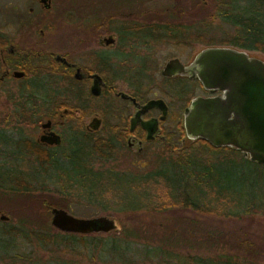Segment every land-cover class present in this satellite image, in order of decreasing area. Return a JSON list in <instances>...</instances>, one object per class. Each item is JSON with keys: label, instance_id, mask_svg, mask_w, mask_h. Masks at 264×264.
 <instances>
[{"label": "rangeland", "instance_id": "obj_1", "mask_svg": "<svg viewBox=\"0 0 264 264\" xmlns=\"http://www.w3.org/2000/svg\"><path fill=\"white\" fill-rule=\"evenodd\" d=\"M236 1L234 6L246 4L244 0ZM246 1L250 2L251 0ZM131 2V0H117V2L114 0H52L51 10L45 12L40 7L38 0H0V33L7 38L22 41L26 46L32 42H38L44 46H53L57 39H81L88 35L93 36L92 28L86 34L84 30L77 27V23L78 20H83L86 14L92 13L94 7L100 6L106 8L105 11L101 12L106 20L109 18L111 20V22L106 23L109 30L106 31V29L104 32V29L100 28V33L104 32L106 37L108 34H116L117 37L131 36L133 38V34H126L122 29L124 26L133 24V12L128 8L119 11L110 8L113 5L129 7ZM30 7L34 8L32 13L28 12ZM18 14L27 17L25 24L21 25L17 22L16 15ZM36 19L39 20V23L34 26L32 20ZM200 30L201 34H204L202 39L219 40L234 33V27L222 20L213 21L207 26H203L202 23ZM204 44L201 43L199 46H204ZM199 46L197 45L194 51ZM170 47L162 48L157 55L159 65L175 53ZM192 51L184 53L183 59L188 58L190 55L188 53ZM249 54L264 61V53L261 51L250 50ZM1 73L2 70H0V75ZM156 77L159 79L160 75ZM43 79L48 82L47 77L43 76ZM121 86L126 88L124 84ZM48 89L43 88L42 96L51 94L50 89ZM149 93V96H152L153 93L157 96H163V92L156 88L151 89ZM18 100L15 84L8 87L1 85L0 131L6 133L7 143L0 142L1 145L3 144L2 149L5 150L4 156L0 155V160L4 161L2 166L5 168L16 167L20 162L28 173H36L38 171L32 168L34 166L33 159L26 157L22 161L17 158L18 149L11 148L17 139L35 141L39 131V129H33V131L26 124L17 122L13 113L17 110L14 104ZM108 101L107 98L106 105ZM114 103H119V101L114 100ZM104 111L107 115V108ZM164 125L169 131H177L176 124L171 119L167 120ZM102 134H106V129ZM188 141L191 140H187L186 145H189L190 142ZM175 144L180 146V141L177 140ZM155 148L152 149L150 145L142 153L135 154L133 151V156L126 151L119 150L110 160H104L99 155L90 157L88 163L93 170H114L128 176L127 179L123 176L124 178H120V181H115L110 179L112 177L109 175L110 184L108 185L102 179V177L107 176L106 174L85 173L83 178L80 174H70L66 170H64L65 173L60 169H56L54 172L56 177H62L63 174L66 177H75L76 179L81 177L83 179V181L81 180L83 185L81 193L77 190L76 185L69 190L70 196H66L68 209L65 210L74 216L83 218L100 215L109 216L119 223L120 226L117 224L118 230L108 233L83 234L86 242L84 244L76 243L74 252L62 253L60 259L56 257L57 252L52 251L50 246H30L22 236L16 234L9 237L0 231V238L10 241L8 252L12 254L21 252L31 255L32 260L29 264H55V259L64 262V264H129L123 260H132L130 264H145L142 259L144 255L152 256L151 259L155 262L168 260L167 264H231L234 263L232 258L248 261L252 264H264V210L253 209L251 213L245 214L241 213L242 207L232 205L233 210L231 211L234 215L231 216L222 215L228 208L225 210L213 209L218 210L221 215L214 214L215 211L213 214H207L188 208L175 207L163 211L151 210L138 214L121 211L120 201L123 202L127 199L131 204H135L134 200L137 198L138 190L133 187V176L147 174L160 166L161 163L166 162L162 158L164 155H157L158 159L156 160L154 153L158 152V149ZM196 151L197 149H195V155L197 154L202 160L209 159L208 154ZM0 152L3 154L2 151ZM173 157L175 158L176 154H173ZM130 159H133V164H131ZM89 164L88 166H90ZM168 164L171 172V174L169 172V176L178 183V194L182 199L198 200L203 195H213L215 198L226 199L230 202H244L249 208L264 207V166L245 160L237 152L222 151L218 158L198 166L197 176L192 174L191 166L186 161L178 165L174 163H167L166 165ZM54 174L52 175L54 176ZM33 176L35 177V175ZM36 176H38L39 182H44L51 189H62L64 185V181L48 177V175L41 177L38 173ZM103 188L106 191L100 193ZM108 189L113 192L108 193ZM96 191L98 194L94 196ZM152 193L155 194L154 201H163L164 195L159 198V194L163 193L159 188L155 190V193ZM60 194L64 195L62 191ZM93 196L95 199L98 197L104 201L109 200L106 210L100 206L101 204L90 200L94 198ZM13 204V200L8 199V197H3L0 200V216L8 217L7 220H0V230L4 226L17 227V217L11 211ZM213 205L215 206V204ZM49 224L50 217L48 219ZM55 230L61 232L53 229V231ZM114 238L116 241L107 253L106 249L109 248ZM2 250L0 248L1 257L6 252ZM181 255L206 256L213 259H205L204 262H201L197 258L190 261L180 257ZM0 264H22V261L15 262L6 259L5 261L0 260Z\"/></svg>", "mask_w": 264, "mask_h": 264}, {"label": "flooded vegetation", "instance_id": "obj_2", "mask_svg": "<svg viewBox=\"0 0 264 264\" xmlns=\"http://www.w3.org/2000/svg\"><path fill=\"white\" fill-rule=\"evenodd\" d=\"M131 1L133 3L129 7L113 5L110 8L118 11L128 8L133 12V38L108 34L112 39H105L100 28L106 25V18L101 13L106 8L98 6L93 8L91 15H83L84 19L77 23L97 26L99 33L96 35L57 39L53 46L38 42L26 46L17 39H2L5 44L0 47V88L1 85L15 84L19 100L14 107L23 113V124L32 130L39 129L35 142L52 151L58 162L68 164V157L82 154V145H88L90 138L111 142L109 153L101 157L104 160L113 159L119 150L133 156V151L142 153L150 145L152 149H158L154 153L156 160L157 155H166L168 151L177 154L182 149L180 146L191 140L185 131L182 133L180 130L185 108L197 96H213L220 92L206 90L197 77L189 74L171 70L164 75L162 71L167 62L177 60L187 67L201 50L209 47L250 51L232 44L210 43L209 39H201L202 23L207 26L221 20L218 14L227 0ZM38 2L45 12L51 10L52 0ZM33 10L30 7L28 12ZM26 18L23 14L16 15L21 25L26 23ZM32 21L34 26L39 23L38 19ZM144 27H150V31L141 30ZM166 28L176 30L169 35ZM201 43H205L204 46H199ZM197 45L199 47L194 51ZM164 47H170L175 53L159 65L157 55ZM190 51L189 57L183 59L182 55ZM43 76L48 78V82ZM43 88H49L51 94L42 96ZM153 88L161 90L163 96L155 93L149 96ZM28 92L33 93V99H27ZM120 93L126 96L122 97ZM107 98L110 102L106 105ZM151 99L163 100L165 113L154 106L136 116ZM114 100L119 103H114ZM106 108L107 115L104 113ZM169 119L175 122L177 131H169L165 127ZM145 122L156 125L149 138L142 125ZM44 124L48 125L43 127ZM105 129L106 134L103 135ZM53 135L59 137L58 142L49 141ZM177 140L180 141L179 147L175 144ZM192 141L195 140L188 142ZM75 148L79 150L74 152ZM130 162L133 164V159Z\"/></svg>", "mask_w": 264, "mask_h": 264}, {"label": "trees", "instance_id": "obj_3", "mask_svg": "<svg viewBox=\"0 0 264 264\" xmlns=\"http://www.w3.org/2000/svg\"><path fill=\"white\" fill-rule=\"evenodd\" d=\"M246 4L243 6L235 5L234 2L226 1L225 5L219 11L218 17L234 27V33L232 35H227L226 37H222L219 40H215L210 38L208 41L210 43L216 42L224 43V44H232L234 46H238L248 50H258L264 53V0H251L246 1ZM111 22L110 18L106 20V23ZM20 24V23H19ZM81 30L87 34L89 29L92 31V35H96L99 33V29L97 26H81L78 25ZM105 30H109L108 24L105 25L103 28ZM123 32L126 34H133V24L124 26ZM145 32L150 31V27L143 29ZM175 28H166V32L169 35L174 34ZM204 38V34H201V39ZM2 39H7L2 33H0V47L4 46V42ZM34 93V91H33ZM33 93L28 92L26 93L27 99H33ZM15 117H17L18 123H24V118H22L23 113L20 111L15 110L13 113ZM181 125V124H180ZM180 130L182 133L184 132L183 126L181 125ZM6 133L0 131V142L7 143ZM85 137H83L84 140ZM88 145L83 146L81 148V153L77 155H72L68 157V164H63L62 162H58L55 159L52 151L46 150L39 146L37 142L33 140L27 139H17L11 148L18 149L17 158L20 160H24L26 157H31L33 159L34 166L32 168L36 169L38 172L28 173L25 167L20 164V162L15 165L16 167L12 168H5L3 167V160H0V200L4 197H8V199L13 200L14 204L11 211L17 217V227L10 226V227H2L3 235L15 236L16 234L23 237V239L30 244V246L39 245V246H50L52 251L57 252L56 257L62 258V253H67L68 251L74 252L75 244L76 243H85L86 239L83 237V234L80 233H71V232H58L53 231L55 229L51 224L48 225V219L50 217V208L51 207H58L63 209H68V198L66 196L69 195V190L72 186H77V190L81 193L83 189V185L81 180L83 179L79 177L76 179L75 177H66L62 174V177H56L54 172L56 169H60L64 172L66 170L70 174L75 173L76 175L80 174L84 178L85 173L91 174H99L103 175L106 174L107 176L102 177L103 181L105 180L107 185L110 184V179H114L115 181H120L119 179L123 176L126 177L124 173L113 172V171H103V170H93L92 166L88 163V159L93 155H99L100 157H106L109 153L111 142L102 141L98 138H90L88 140ZM3 145V144H2ZM2 145L0 143V155L4 156V149H2ZM77 147V146H76ZM179 147V146H178ZM180 147L182 149L176 154V157H173L174 152L168 151V154L162 157L165 159L164 163H161L160 166L156 167L153 171H150L147 174L143 175H136L133 176V187L138 190L137 191V198L134 200L135 204H131L127 199L126 201L121 202L120 205L122 207L123 213H141V212H148L151 210L155 211H163L172 208H188L190 210H194L197 212L207 213V214H219L218 210L221 209L225 211L222 215L224 216H231L234 215L231 210L232 205L242 207L241 213L249 214L252 212L253 209L264 210L263 206L257 207H248V205L241 201H228L222 198H215L213 195L206 196L203 195L198 200H185L180 197L178 194L177 182L169 176V164H183V162H187L191 166V172L194 176L198 175L199 170L197 169L198 166L202 164H207L211 162L215 158H218L222 151L228 150L230 152H237L241 155L239 151L233 149L231 147H214L210 145L207 141L203 139H196L189 143V145L183 144ZM79 148H75V151H78ZM196 152H200L202 154H208L209 159L202 160L200 157L195 155ZM83 149V150H82ZM242 156V155H241ZM16 158V157H15ZM245 160H248L246 157H243ZM256 163V162H252ZM88 164L90 166H88ZM258 164V163H256ZM261 165V164H260ZM39 173V176L43 177V175H48V177H54L59 181H64V185L62 189H51L48 188L44 182H39L38 176L36 174ZM41 174V175H40ZM54 174V176L52 175ZM171 174V172H170ZM35 175V177L33 176ZM111 176L112 178L108 177ZM108 177V179H107ZM123 177V178H124ZM110 178V179H109ZM130 178V177H129ZM43 179V178H41ZM61 179V180H60ZM101 179V178H100ZM162 191L163 193L159 194V198L161 195H164V199L162 202L154 201V195L152 192L155 193V190ZM59 190V191H56ZM64 195H61L60 192ZM68 191V192H67ZM106 189L103 188L100 193H103ZM98 191L94 192V196H97ZM108 193H112L110 189L107 190ZM99 193V194H100ZM55 196V197H54ZM70 196V195H69ZM93 196V197H94ZM93 202H97L101 204L104 209L108 207L109 200L104 201L103 199H99L98 197L95 199H90ZM133 201V202H134ZM158 204V205H157ZM215 204V206L213 205ZM214 206V207H212ZM1 208V207H0ZM249 208V209H248ZM106 210V209H105ZM229 210V211H228ZM236 215V214H235ZM0 220H4L1 219ZM7 220V219H6ZM118 225L119 223L116 222ZM6 225V224H5ZM120 226V225H119ZM121 229V228H120ZM205 239V238H204ZM116 241V238L110 243L109 248L106 249L107 253H109L112 244ZM9 245L10 241L5 238H0V248L5 250L6 252L1 257V261H5L6 259H11L15 262L22 261V264H29L31 263V255L24 254L21 252L17 253H9ZM2 250V251H3ZM148 251V250H147ZM11 254V255H9ZM225 256V255H223ZM180 257H184L190 261L195 259H199L201 262L206 259L210 260L213 258L206 257V256H188V255H181ZM6 258V259H4ZM152 256H143V261L145 264L151 262V264H167L169 261H159L155 262L152 261ZM232 258V257H230ZM167 259V258H166ZM231 264H252L248 261H240L235 260L234 258ZM55 264H64V262L54 260ZM115 261V259H113ZM126 263H132V260H123ZM62 262V263H60Z\"/></svg>", "mask_w": 264, "mask_h": 264}, {"label": "water", "instance_id": "obj_4", "mask_svg": "<svg viewBox=\"0 0 264 264\" xmlns=\"http://www.w3.org/2000/svg\"><path fill=\"white\" fill-rule=\"evenodd\" d=\"M171 70L197 77L206 90L220 92L191 100L183 113L186 137L203 139L214 147H231L264 166V61L245 50L209 47L201 50L187 67L177 60L168 61L162 73L168 75ZM154 106L165 113L163 100L151 99L136 116ZM142 125L148 131L147 138L156 130L154 123ZM58 139L53 135L49 141L58 142ZM49 212L51 226L62 232L88 234L118 230L116 221L106 215L83 218L58 207H51ZM0 218L8 219L5 215Z\"/></svg>", "mask_w": 264, "mask_h": 264}]
</instances>
